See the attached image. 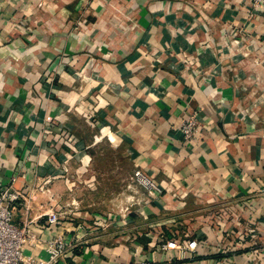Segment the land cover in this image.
I'll return each instance as SVG.
<instances>
[{
    "label": "crops",
    "instance_id": "1",
    "mask_svg": "<svg viewBox=\"0 0 264 264\" xmlns=\"http://www.w3.org/2000/svg\"><path fill=\"white\" fill-rule=\"evenodd\" d=\"M193 113L198 130L184 139L179 123ZM137 169L159 191L124 194ZM8 185L26 197L16 221L26 206L43 220L74 202L55 230L73 238L74 264H255L264 249V8L0 0ZM99 211L112 218L105 228L92 223ZM81 223L88 232L78 238ZM171 233L197 238V250L157 249Z\"/></svg>",
    "mask_w": 264,
    "mask_h": 264
},
{
    "label": "built area",
    "instance_id": "2",
    "mask_svg": "<svg viewBox=\"0 0 264 264\" xmlns=\"http://www.w3.org/2000/svg\"><path fill=\"white\" fill-rule=\"evenodd\" d=\"M253 6L264 8V0H253ZM179 128L184 139L192 138L198 130L197 113L181 118ZM134 174L138 176V180L144 187H152L159 191L158 187L153 185L139 169L135 170ZM20 199H24V202L26 200L22 190L16 189L14 185L0 186V264H74L70 262L75 260V255L71 252L73 238H68L62 232L55 231L62 219L68 215L64 217L63 211L53 207L46 211L43 220L29 218L26 215V206L23 213L25 214L24 218L21 221H16L15 211ZM111 220L109 213L103 212V214L96 215L92 223L99 228H105L110 225ZM80 229L84 232L78 238L83 237L88 232L84 223H81ZM162 237L164 241L159 244L157 249H177L179 253L186 254L195 252L199 246L197 238L178 239L174 233ZM28 247L43 248L46 256L29 254L25 251ZM119 264L154 263L142 261L140 263ZM255 264H264V249L258 254V260Z\"/></svg>",
    "mask_w": 264,
    "mask_h": 264
},
{
    "label": "rangeland",
    "instance_id": "3",
    "mask_svg": "<svg viewBox=\"0 0 264 264\" xmlns=\"http://www.w3.org/2000/svg\"><path fill=\"white\" fill-rule=\"evenodd\" d=\"M96 158L97 159H100L102 157L103 159V151H99L95 154ZM101 156V157H100ZM63 170V174L66 172V168L65 169H62ZM131 185H135V186H138L140 188H144L143 184L138 180V176L135 175L134 173H132V176H127L125 179H124V194H128L130 191H132V187ZM142 188V189H143ZM137 189V188H136ZM139 189V188H138ZM74 203V202H73ZM73 203H70V204H66V205H62V207L58 208L60 211H63L65 214H64V217H66L67 215H69L68 213H70V211L72 210V206H73ZM123 207H126V203H124V206ZM98 211V210H97ZM106 212V211H104ZM109 211H107L108 213ZM98 214H103V211H99Z\"/></svg>",
    "mask_w": 264,
    "mask_h": 264
}]
</instances>
